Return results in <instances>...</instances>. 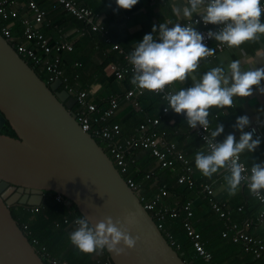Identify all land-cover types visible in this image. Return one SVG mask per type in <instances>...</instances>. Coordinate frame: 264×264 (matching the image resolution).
I'll return each instance as SVG.
<instances>
[{
  "label": "crops",
  "instance_id": "1",
  "mask_svg": "<svg viewBox=\"0 0 264 264\" xmlns=\"http://www.w3.org/2000/svg\"><path fill=\"white\" fill-rule=\"evenodd\" d=\"M35 1L44 16V21L39 29L48 38L49 43L53 45L58 39L63 38L73 47L71 52L63 51L60 53L61 63L64 66L67 78L76 87L86 90L92 103L98 107H106L108 98L113 95L123 96L126 90L130 88L129 85H132L131 77L117 80L111 73V62L114 59L121 60L122 58L120 50L126 51L135 46L136 41L142 39L145 33L152 30L153 24L158 25L160 22L169 20L182 25L187 22L172 11L173 7L182 5L186 2L185 0H138V3L131 9L120 8L117 11H113L114 8H117L115 0H75L80 5L92 10L96 15L95 23L107 29V37L113 43L106 44L101 34L90 32L81 21L75 19L61 4L54 0ZM12 12L5 23L9 22V25L6 24L9 28L10 25L13 28L17 26L22 32V21L25 19L31 20L27 0H18L17 6L12 9ZM198 16V14H194L192 19ZM195 26L198 30L201 29L200 25L195 24ZM14 38L24 42L22 33L15 34ZM113 44H117L120 50H113ZM217 44H222L223 48L219 49ZM207 45L214 48L215 51L200 59L199 67L194 70L197 78L201 73L220 62L226 65L231 60L239 59L244 68L249 65L260 66L264 64V34H259L258 39L245 41L237 47H229L215 40ZM56 55L58 53L53 50L47 58L52 59ZM191 83L192 77L190 74L185 81H173L170 90H179V88L187 87ZM262 84H264V81H262ZM253 87L255 88V86ZM163 106L164 101L157 94L147 89L140 97L138 108L141 107V111L133 108L130 103L121 101L120 108L114 118V121L122 126L121 139L130 138L134 133V129L147 119L158 117L160 119L156 127L158 133L167 141L176 144L177 149L190 161L196 184L209 185L213 190V195L206 196L197 186L187 189V186L178 184L177 178L181 174L179 166L175 170L161 168L148 150L136 146L133 149L136 162L131 168L133 171L131 176L134 175V172H140L141 176L137 180L143 187L140 194L146 200L154 203L157 209H175L180 212L177 218L167 216L165 220L166 229L173 236L174 233H181L182 237L184 236L182 219L185 213L182 212L181 207L189 201L192 211V226L200 234L205 248L212 254L213 264H257L252 254L245 251L237 243L232 242L229 237L222 236L225 230L224 222L211 208V201L217 202L222 208L226 207L234 220L238 221V217L242 214L244 216L249 215L248 220L253 223V226L249 229V234L261 238L264 242V224L258 222L262 211L261 206V209L259 208V202L252 197L245 185L240 184L234 193L228 191L224 179L225 175L228 174L227 168H220L211 177L204 176L196 168L194 161L195 154L199 151L207 152L206 148L196 134L188 128L182 115L174 111L163 114L161 112ZM245 113L250 118V124L245 131L255 127L257 132L261 134V143L254 152L240 154L241 160L248 167H251V164L264 160V124L260 123V120H264V94L253 92L248 97H237L236 102L231 106H212L209 120L212 130L215 128L216 123L224 125V132L216 138L223 139L224 135L229 132H235L238 137L239 131L234 129L232 125L237 116ZM148 173L153 174L150 180L144 178ZM161 185L166 186L168 193L166 196L158 198L156 194ZM183 189H185L184 193ZM177 190L178 192L182 191V193L177 194ZM262 192L264 193V190ZM61 215L60 217H63L64 214ZM66 228H70V226ZM184 238L188 239L185 236ZM210 248L213 250L212 252ZM89 258L93 261L96 258H103V251L91 252Z\"/></svg>",
  "mask_w": 264,
  "mask_h": 264
},
{
  "label": "water",
  "instance_id": "2",
  "mask_svg": "<svg viewBox=\"0 0 264 264\" xmlns=\"http://www.w3.org/2000/svg\"><path fill=\"white\" fill-rule=\"evenodd\" d=\"M75 99L61 80L47 84L0 33V264H45L14 219L13 206L39 207L48 193L95 225L131 215L136 244L112 264H187L172 248L136 193L98 142L75 119Z\"/></svg>",
  "mask_w": 264,
  "mask_h": 264
},
{
  "label": "clouds",
  "instance_id": "3",
  "mask_svg": "<svg viewBox=\"0 0 264 264\" xmlns=\"http://www.w3.org/2000/svg\"><path fill=\"white\" fill-rule=\"evenodd\" d=\"M138 0H115L117 11L120 8L131 9ZM173 13L187 22H160L153 24L152 30L136 41L128 60L133 67L131 83L141 89L160 90L173 81H185L191 74L192 83L179 90L166 94L167 108L175 113H184L190 128L199 124L207 128L210 124L209 113L212 106H231L237 97H248L256 92L264 94V64L242 67L239 59L226 65L216 64L197 76L194 70L199 67L202 57L214 53L205 38L214 39L229 47L240 46L243 42L259 38L264 34V0H186L180 6L172 8ZM199 15V22L213 24L206 33L200 32L192 19ZM171 25V27H169ZM255 86V88L253 87ZM264 124V120H260ZM250 124L247 113L236 117L232 127L239 131L224 135L222 140L215 138L224 132V125L216 123L208 140L209 151L195 154V166L206 177H211L222 167L228 169L224 179L228 191L234 193L241 180L246 179L250 191L260 194L264 190V160L251 164L250 173L242 175L243 165L240 154L254 152L261 143V137L255 135L256 128L245 131ZM113 221L106 216L93 224L83 214L75 220L76 227L69 233L73 245L83 252H95L107 248L115 254L135 246L137 236L131 235L125 224L134 222L131 215Z\"/></svg>",
  "mask_w": 264,
  "mask_h": 264
},
{
  "label": "built area",
  "instance_id": "4",
  "mask_svg": "<svg viewBox=\"0 0 264 264\" xmlns=\"http://www.w3.org/2000/svg\"><path fill=\"white\" fill-rule=\"evenodd\" d=\"M57 3L61 4L63 8L70 13L75 19L81 21L91 32L99 33L104 38L106 44H112V40L107 37V29L101 25L95 23L96 15L94 12L82 5H80L75 0H54ZM186 1V0H185ZM18 0H0V16L5 22L12 15V9L17 6ZM27 8L31 17L22 21V40L20 42L14 38L10 28L2 22L0 24V33L7 39L10 44L16 49V51L25 59L32 62L34 66H39L47 73V84H51L55 80H61V89H64L70 98L75 99V106L72 108V112L75 116V119L79 122L82 129L88 132L95 140L99 139L103 142V150L108 155V157L113 162L116 169L119 173L124 176L128 174V170L132 168L136 162L133 156V149L136 146H139L143 150H148L152 157L156 160L158 165L161 168L175 170L179 166L181 174L177 178V183L187 186V188L192 189L196 186L199 187L206 196H212L213 190L207 184L197 185L196 181L193 178V169L190 164V161L187 157L177 149L176 144L173 142L167 141L162 135L158 133L156 127L158 126L160 119L150 118L147 119L144 123L140 124L134 129V133L130 138L121 139V126L118 123L111 122L112 118L115 117L116 112L120 108L121 101L130 103L134 107L140 106V97L146 91V89H141L136 85H131L130 88L123 94V96H111L108 98V106L98 107L96 104L92 103L89 97V93L81 88L76 87L74 84L70 83L69 79L63 75V70L61 68V59L60 53L63 51L71 52L73 47L71 44L67 43L63 38L58 39L55 44H50L48 38H46L39 29V26L44 21V16L42 12L37 7L35 0H27ZM264 19V15L261 17ZM193 20L198 21L196 24L201 26L199 30L202 33H206L209 28L216 29L218 26L213 24H203L199 22V16L193 18ZM214 39L205 38V43L208 44ZM135 46H132L126 51L120 50V47L117 44H113V50H120L121 60H115L110 65V70L112 75L117 80H123L126 77H131L133 74V67L129 63L128 55L134 49ZM219 49L223 48L222 44H217ZM54 50L58 53L54 58L50 59L47 56ZM172 83V82H171ZM171 83L166 84L163 89L160 90H151L157 94L161 100L164 101V106L161 109L163 114L168 113L171 110L167 108V98L166 94L171 91ZM184 117V113H178ZM187 122V121H186ZM187 126L192 130L196 136L200 139L203 146L209 151L208 140L210 138L211 127L210 124L207 128H202L199 124L195 128H190L188 123ZM253 128V127H251ZM255 128V127H254ZM255 135H259L256 130ZM216 140H222L215 138ZM244 167L242 169V175L247 176L250 173V168L248 167L240 158L239 161ZM153 177L152 173L145 175L146 180H150ZM128 186L136 193L142 202L144 208L149 212V214L154 219L159 230L162 232L164 237L167 239L169 244L176 250L179 249V244L174 236L166 229L165 220L169 216L171 218H177L180 214L178 210H161L157 209L154 206V203L145 199L144 196L140 194L142 187L141 184L135 182L132 179L126 180ZM245 185L248 190V181L242 179L241 183ZM168 190L166 186L161 185L158 190L156 197L166 196ZM253 198H255L261 205L262 211L259 215V222L264 224V193L261 191L260 194H255L250 191ZM52 198L55 203H65V199L60 195H52L48 193L45 195L44 199ZM27 207V206H26ZM30 208V211L37 212L38 207H27ZM211 208L213 211L221 218L227 219L229 225V231L232 232V235L224 232L223 237H229L232 242L240 244L245 251L252 254L254 260L257 264H264V242L259 237H254L249 234L250 224L246 222L241 229H238V226L231 222L230 212L224 207L222 208L217 202L211 201ZM182 212L185 213V216L182 219V226L186 232L187 237L190 239L195 253L203 260L206 261V264H212V254L205 248L204 243L202 242L200 234H198L191 223L192 211L191 203L187 201L181 207ZM240 210V209H239ZM181 211V210H180ZM68 211V215H70ZM75 220H72L74 226ZM63 222L69 226V221L67 217H63ZM29 234V233H28ZM230 235V236H229ZM264 237V231H263ZM32 244H37L36 239L31 240ZM43 256L51 264H69L67 261L58 260L55 257L50 256L46 252H43ZM98 258L97 262L99 264H109L108 260L100 261Z\"/></svg>",
  "mask_w": 264,
  "mask_h": 264
},
{
  "label": "trees",
  "instance_id": "5",
  "mask_svg": "<svg viewBox=\"0 0 264 264\" xmlns=\"http://www.w3.org/2000/svg\"><path fill=\"white\" fill-rule=\"evenodd\" d=\"M2 22L4 21L2 20L0 16V24ZM5 24L9 25V22ZM15 28H13V26L10 25V30L13 36L15 34L19 35V33H22L20 32V29L17 28V26H15ZM114 61L115 59L111 62V64ZM28 64L35 70V72L44 81H47L48 75L47 73L43 71L41 67L34 66L32 62L29 60H28ZM61 68L63 70V75L67 77L64 72L63 64H61ZM127 83L129 85L128 80H127ZM130 86L131 85H129V87ZM106 106H108V102ZM133 108L139 109L141 111V107L137 108L133 106ZM114 118H112L111 122L117 123L114 121ZM121 130H122V126H121ZM0 133L2 135H6L9 137H15L14 132L12 131V129L7 123L4 125ZM96 141L102 148H104V144L101 140L96 139ZM128 171H129L128 174L123 176L125 180L132 179L135 182H137L138 178L141 176L140 172L139 173L134 172V175L132 174L131 176V173L133 172L132 169L130 168ZM176 192L177 194L182 193V191L178 192V190ZM184 192H185V189H183V193ZM52 195H55V194H52ZM260 206L261 205L259 204V208ZM29 209L30 208H27L26 206H21V205L13 206L11 208V212H12L14 219L18 222L19 226L27 234L30 242L32 239L37 240V244H33V246L35 247L38 254L42 257L45 264H51V263L43 256V252H46L47 254H49L52 257L57 258L58 260L67 261L69 264H99L97 262L98 258H96L95 261L91 260L89 258L90 253L79 250L75 245L71 243L69 239V233L72 231V229L76 227L73 225L72 220L76 219L78 216L81 215L73 204L66 205L65 203H55L52 200V198H47L42 203V205L38 207L39 210L37 212L30 211ZM68 211H70L71 213L70 215H68ZM61 214H64L63 217L64 216L67 217L70 223L69 224L70 228H66L67 225L63 222V217H60ZM241 216L238 217V221H237V220H234L230 214L231 222L236 224L238 226V229H241L246 222L250 224V227L253 226V223L250 220H248L249 215L244 216V214H242ZM222 221L224 222V227H226L224 228L225 229L224 232H227L228 234L232 235V232L229 231V225H228L227 219L226 220L222 219ZM258 222H259V218H258ZM183 234L185 237H187L186 232L184 230H183ZM174 236L178 244L180 243L179 246L181 245L179 249L176 248V251L178 252V254H182V259L187 264H206V261L201 259L195 253L192 243L188 237H187L188 239H185L184 236L182 237L181 233H178V234L174 233ZM237 245H239L242 248L240 244H237ZM102 251H103V258L99 260L100 261L108 260L109 264H112L110 260L108 259V256L106 255L104 249ZM210 251L212 252L213 250L210 248ZM211 263L213 264L212 260H211Z\"/></svg>",
  "mask_w": 264,
  "mask_h": 264
},
{
  "label": "bare ground",
  "instance_id": "6",
  "mask_svg": "<svg viewBox=\"0 0 264 264\" xmlns=\"http://www.w3.org/2000/svg\"><path fill=\"white\" fill-rule=\"evenodd\" d=\"M250 199H252V198H250ZM223 202V201H222ZM212 213V212H211ZM167 225V224H166ZM226 228V227H225ZM206 245V244H205Z\"/></svg>",
  "mask_w": 264,
  "mask_h": 264
},
{
  "label": "flooded vegetation",
  "instance_id": "7",
  "mask_svg": "<svg viewBox=\"0 0 264 264\" xmlns=\"http://www.w3.org/2000/svg\"><path fill=\"white\" fill-rule=\"evenodd\" d=\"M3 127H4V126H3ZM3 127H2V128H3ZM1 130H2V129H1Z\"/></svg>",
  "mask_w": 264,
  "mask_h": 264
}]
</instances>
